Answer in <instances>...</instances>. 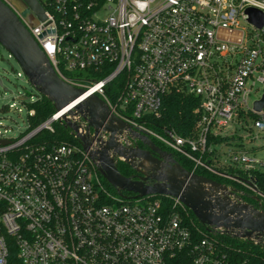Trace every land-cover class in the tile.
I'll return each instance as SVG.
<instances>
[{
	"label": "built area",
	"instance_id": "obj_1",
	"mask_svg": "<svg viewBox=\"0 0 264 264\" xmlns=\"http://www.w3.org/2000/svg\"><path fill=\"white\" fill-rule=\"evenodd\" d=\"M37 1L45 19L27 28L61 80L99 97L132 131L191 163V172L235 181L264 200L255 182L260 176L264 192V159L242 145L230 153L227 167L247 175L239 180L216 170L224 165L214 149L234 126L247 134L241 143L264 137V106L254 111L264 94V24L257 29L245 14L264 15V0ZM240 22L249 29L239 31ZM172 92L199 100L189 136L152 128ZM69 109L19 138L0 133V264H250L224 254L221 229L195 227L178 199L109 191L69 129L71 141L32 143L63 127L64 116L84 134L87 123ZM108 139L100 132L90 150ZM116 141L140 144L127 131Z\"/></svg>",
	"mask_w": 264,
	"mask_h": 264
},
{
	"label": "water",
	"instance_id": "obj_2",
	"mask_svg": "<svg viewBox=\"0 0 264 264\" xmlns=\"http://www.w3.org/2000/svg\"><path fill=\"white\" fill-rule=\"evenodd\" d=\"M20 1L23 3L20 12L25 9V4L37 9L38 21H44L37 0ZM245 14L249 23L257 29L262 28L264 15L260 11L250 8ZM0 47L17 63L38 96L52 104L54 113L70 108L68 116L80 117L87 123L85 133L80 134L76 123L66 120V116L62 118L63 127L72 131L98 173L119 196L124 197L123 193H127L133 194V198L162 196L178 199L206 231L221 229L228 238L247 241L264 249V210L244 202L237 190L187 171L172 154L161 150L146 136L132 131L129 125L112 115L99 97L86 95V90L61 80L27 25L3 0H0ZM263 106L264 94L254 103V111L260 112ZM124 131L146 149L120 146L116 135ZM100 132L109 134V139L99 150L92 151L94 138ZM118 158L136 175L126 177L120 174ZM251 187L259 194L253 185ZM252 199L260 201L257 196Z\"/></svg>",
	"mask_w": 264,
	"mask_h": 264
},
{
	"label": "trees",
	"instance_id": "obj_3",
	"mask_svg": "<svg viewBox=\"0 0 264 264\" xmlns=\"http://www.w3.org/2000/svg\"><path fill=\"white\" fill-rule=\"evenodd\" d=\"M110 88L107 89V93ZM199 106V100L195 97L189 95H183L181 93L172 92L168 94L162 103V113L157 119L152 120V128L156 131H161L162 129L174 130L179 135L185 137L189 136L197 120V115L194 111ZM29 111L32 112L31 116H28L30 121V129L33 130L39 126L42 122L48 119L52 114H54V109L51 103H49L45 98H37L33 103L29 105ZM71 137L68 135L67 130L63 127L57 126L53 134L48 132H40L32 141V143H59L61 141H71ZM219 140L216 139L215 142ZM156 145L160 146L158 143ZM161 147V146H160ZM164 149V148H163ZM175 160L187 171H192L193 166L191 163L186 161L180 156L173 155ZM117 168L120 174L123 176H130L133 173L128 166L123 163H117ZM222 174H226L231 177H236L241 180H246L247 175L233 167L221 166L216 169ZM197 175L212 179L220 184L231 187L238 192H242V200L254 207H260L264 210V200L258 205V202L252 199L253 193L242 186L241 184L229 180L224 177L217 176L212 173H208L202 169L195 170ZM107 186L109 191L114 192V190L103 181ZM255 182L257 188L264 194L262 189V179L260 176L255 177ZM127 194V193H126ZM128 195V194H127ZM188 215L190 220H192L195 227L201 231L205 230L202 227L193 214L188 210ZM222 252L226 254L233 261H247L250 264H264V249L243 240L231 239L226 236H222L221 242Z\"/></svg>",
	"mask_w": 264,
	"mask_h": 264
},
{
	"label": "rangeland",
	"instance_id": "obj_4",
	"mask_svg": "<svg viewBox=\"0 0 264 264\" xmlns=\"http://www.w3.org/2000/svg\"><path fill=\"white\" fill-rule=\"evenodd\" d=\"M244 29H249V26L240 22L238 30ZM74 76L78 80H83L85 74H74ZM0 80L2 82L0 85V133L6 138L16 139L30 130L29 105L39 96L17 63L2 47H0ZM256 97L257 95H252L251 100ZM247 124H250L249 120ZM57 126L55 125V127ZM254 133L255 131L252 132V134ZM224 135H229L228 140H225L223 145L214 146V149L218 151L220 164L227 167L229 154L240 151L241 145L254 157L264 159V137L261 136L250 143L247 141L241 143L239 138H244L247 134L243 128L237 126L224 132Z\"/></svg>",
	"mask_w": 264,
	"mask_h": 264
},
{
	"label": "flooded vegetation",
	"instance_id": "obj_5",
	"mask_svg": "<svg viewBox=\"0 0 264 264\" xmlns=\"http://www.w3.org/2000/svg\"><path fill=\"white\" fill-rule=\"evenodd\" d=\"M6 2L10 8L18 15V17L27 25L30 27H33L34 25L37 24L38 22V16H39V11L37 9H32L29 8L27 5L24 4L25 9L20 12V8L23 6V3L20 0H3ZM38 2V1H37ZM39 4V2H38ZM40 5V4H39ZM41 7V6H40ZM43 10V9H42ZM140 149H146L143 145L138 144L137 145ZM160 148V147H159ZM161 150L165 151L164 149L160 148ZM169 154H171L168 151H165ZM136 175L135 172L133 171L130 176ZM261 201V200H260ZM260 201L258 202V205H260ZM253 206V205H252Z\"/></svg>",
	"mask_w": 264,
	"mask_h": 264
}]
</instances>
